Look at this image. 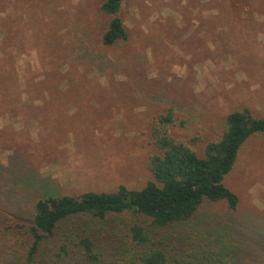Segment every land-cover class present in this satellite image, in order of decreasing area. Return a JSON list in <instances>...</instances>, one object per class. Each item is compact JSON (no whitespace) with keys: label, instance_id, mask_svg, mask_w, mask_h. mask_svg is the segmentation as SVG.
Instances as JSON below:
<instances>
[{"label":"rangeland","instance_id":"1","mask_svg":"<svg viewBox=\"0 0 264 264\" xmlns=\"http://www.w3.org/2000/svg\"><path fill=\"white\" fill-rule=\"evenodd\" d=\"M102 2L0 0V264H27L23 226L38 198L141 187L158 114L173 108L169 134L200 156L228 112L264 116V0H123L128 36L111 45ZM224 182L236 209L202 211L227 224L239 264H264V132ZM112 225L96 240L101 264L120 257ZM161 232L179 249L191 235ZM63 236L41 242L34 264H78L55 256Z\"/></svg>","mask_w":264,"mask_h":264},{"label":"trees","instance_id":"2","mask_svg":"<svg viewBox=\"0 0 264 264\" xmlns=\"http://www.w3.org/2000/svg\"><path fill=\"white\" fill-rule=\"evenodd\" d=\"M122 2L101 3L109 16L102 34L105 45L128 36L119 15ZM173 119V108L153 118L150 133L155 148L147 160L151 177L141 187L119 184L112 191L38 198L31 223L23 226L26 263L37 262L41 242L61 230L64 236L56 257L70 255L78 264H101L96 240L104 223L111 221L112 228L118 227L115 234H120L115 250L120 257L115 264H239L240 247L227 224L218 222L216 213L222 211L217 206L236 209L238 195L224 179L247 139L264 132V116L245 106L228 112L219 136L205 145L201 156L169 134ZM206 204L216 213L203 212ZM177 225L191 230L184 249L168 246L166 239L174 240V236L161 235ZM68 245L77 249L76 255Z\"/></svg>","mask_w":264,"mask_h":264}]
</instances>
